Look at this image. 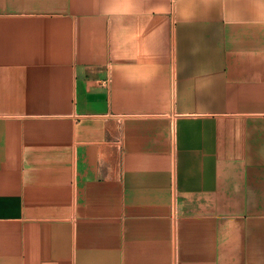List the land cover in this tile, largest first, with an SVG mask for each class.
<instances>
[{"label": "crops", "instance_id": "0c3cea01", "mask_svg": "<svg viewBox=\"0 0 264 264\" xmlns=\"http://www.w3.org/2000/svg\"><path fill=\"white\" fill-rule=\"evenodd\" d=\"M0 264H264V0H0Z\"/></svg>", "mask_w": 264, "mask_h": 264}]
</instances>
